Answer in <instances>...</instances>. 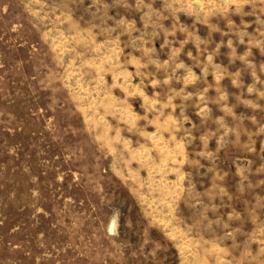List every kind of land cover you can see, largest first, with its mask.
Returning a JSON list of instances; mask_svg holds the SVG:
<instances>
[{"label": "rangeland", "instance_id": "374dc122", "mask_svg": "<svg viewBox=\"0 0 264 264\" xmlns=\"http://www.w3.org/2000/svg\"><path fill=\"white\" fill-rule=\"evenodd\" d=\"M0 264H264V0H0Z\"/></svg>", "mask_w": 264, "mask_h": 264}]
</instances>
